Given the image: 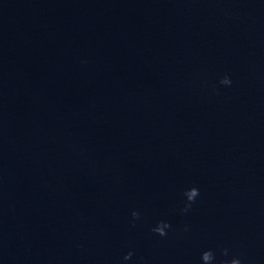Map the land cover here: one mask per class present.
I'll return each instance as SVG.
<instances>
[{
  "label": "water",
  "instance_id": "1",
  "mask_svg": "<svg viewBox=\"0 0 264 264\" xmlns=\"http://www.w3.org/2000/svg\"><path fill=\"white\" fill-rule=\"evenodd\" d=\"M209 248L264 264V0H0V264Z\"/></svg>",
  "mask_w": 264,
  "mask_h": 264
},
{
  "label": "clouds",
  "instance_id": "2",
  "mask_svg": "<svg viewBox=\"0 0 264 264\" xmlns=\"http://www.w3.org/2000/svg\"><path fill=\"white\" fill-rule=\"evenodd\" d=\"M219 83L225 86H231L232 80L228 74H225L220 77ZM200 195L199 188L196 186H192L184 190V196L186 197V201L184 203V207L182 209L183 212H188L192 205L196 202L197 197ZM134 220H138L140 218V213L136 210H133L131 213ZM171 228V224L167 220H160L156 223V225L152 228L154 233H157L160 236H167V230ZM185 231H188L187 226H185ZM223 256L227 257L229 254V249L227 247L222 249ZM133 252L130 250L126 252L123 256V260L128 261L132 258ZM202 264H243V261L239 255H233L230 259H220L217 260L216 254L213 249L209 248L203 250L200 256Z\"/></svg>",
  "mask_w": 264,
  "mask_h": 264
}]
</instances>
